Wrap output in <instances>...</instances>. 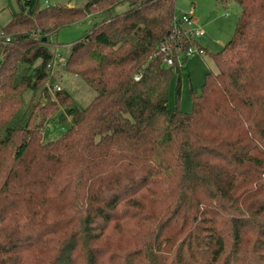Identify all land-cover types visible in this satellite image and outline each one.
<instances>
[{
	"label": "trees",
	"instance_id": "trees-1",
	"mask_svg": "<svg viewBox=\"0 0 264 264\" xmlns=\"http://www.w3.org/2000/svg\"><path fill=\"white\" fill-rule=\"evenodd\" d=\"M16 1L0 28V264H264V0H217L240 17L191 113L168 108L179 66L161 46L196 43L174 33L176 0ZM90 17L63 68L96 93L80 107L48 65L52 38ZM59 110L72 126L45 144Z\"/></svg>",
	"mask_w": 264,
	"mask_h": 264
},
{
	"label": "rangeland",
	"instance_id": "rangeland-1",
	"mask_svg": "<svg viewBox=\"0 0 264 264\" xmlns=\"http://www.w3.org/2000/svg\"><path fill=\"white\" fill-rule=\"evenodd\" d=\"M90 0H40L41 7L70 6L83 8ZM127 8V4L118 8L122 12ZM193 8V18L196 19L194 30H203L205 35L195 38L198 45L205 48L204 55L196 54L186 59L185 53L176 58L179 69L174 67V76L169 87L168 108L184 113H191L193 110L192 97L199 95L208 73H218V68L211 54L222 51L225 45L235 34L239 21L241 9L238 4L231 3L227 7L221 6L217 0H176V17L189 13ZM20 12V7L16 0H0V28L8 26L13 16ZM96 14V11L93 13ZM98 16V15H97ZM101 17H90L76 25L61 29L52 38L55 44L56 54L67 59L72 46L80 42L94 27L100 22ZM187 30L188 28L185 27ZM196 46L197 44H191ZM190 45V46H191ZM185 50V49H184ZM208 50V51H207ZM177 52H175L176 54ZM169 68L168 66H166ZM55 86L62 90L70 91L80 107L87 105L95 98L96 93L80 77L67 73L59 65L53 70ZM178 89L180 95L178 96ZM58 91L56 88L51 92ZM62 110L56 112L45 122L42 132L43 143L48 144L58 142L64 134L71 128L70 120L60 122L59 117Z\"/></svg>",
	"mask_w": 264,
	"mask_h": 264
},
{
	"label": "built area",
	"instance_id": "built-area-1",
	"mask_svg": "<svg viewBox=\"0 0 264 264\" xmlns=\"http://www.w3.org/2000/svg\"><path fill=\"white\" fill-rule=\"evenodd\" d=\"M173 23L175 27L174 33H176L178 37H185L188 39L195 40V38H201L205 35L203 30H194L193 28L196 25L195 20L193 18V8L191 9L189 13H186L182 15L181 17H176L175 15L173 18ZM185 27H187L188 30ZM174 39L175 38H172V40ZM161 52L163 53V56H164L163 63L168 67H172L174 66L175 61H176L175 57L177 58L181 54L185 53L186 59H188V58L195 56L196 54H199L200 56L204 55L206 53V50L205 48L201 47L198 44L196 46L191 45L190 47L184 50L178 45L174 46L173 42L170 39L169 41H167L161 46ZM175 52L177 53L175 54ZM1 62H2V58H0V64ZM66 62H67V59L63 58L62 55L60 54H56L54 62L49 64L48 68L51 69L52 74H53V70H55L56 66L59 65L60 67L64 68L66 65ZM56 89L58 91L61 90V88L57 86H56Z\"/></svg>",
	"mask_w": 264,
	"mask_h": 264
},
{
	"label": "crops",
	"instance_id": "crops-1",
	"mask_svg": "<svg viewBox=\"0 0 264 264\" xmlns=\"http://www.w3.org/2000/svg\"><path fill=\"white\" fill-rule=\"evenodd\" d=\"M196 22H197V21H196V19H195V23H196ZM228 43H229V42H228ZM228 43H227V44H228ZM227 44H226V45H227ZM207 51H208V50H207Z\"/></svg>",
	"mask_w": 264,
	"mask_h": 264
}]
</instances>
